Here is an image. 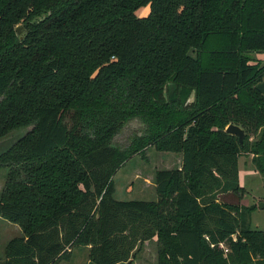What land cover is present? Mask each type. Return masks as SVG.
<instances>
[{
  "label": "trees",
  "instance_id": "1",
  "mask_svg": "<svg viewBox=\"0 0 264 264\" xmlns=\"http://www.w3.org/2000/svg\"><path fill=\"white\" fill-rule=\"evenodd\" d=\"M251 53L264 0H0V216L21 231L0 264H59L77 245L88 264H130L151 238L157 264H264L238 174L251 154L264 188ZM148 146L180 167L154 171V199L116 198L115 171Z\"/></svg>",
  "mask_w": 264,
  "mask_h": 264
},
{
  "label": "rangeland",
  "instance_id": "2",
  "mask_svg": "<svg viewBox=\"0 0 264 264\" xmlns=\"http://www.w3.org/2000/svg\"><path fill=\"white\" fill-rule=\"evenodd\" d=\"M149 6H141L135 10L138 17L147 15ZM256 58L257 53H251ZM137 128L136 122H129L125 128L114 137V143L126 144L129 135ZM251 154L240 156L239 183L245 188L243 204H256L249 213V222L252 227L264 229V207L258 206V201H264L263 177L251 161ZM179 154L169 150H157L153 146L145 148V155L134 153L115 171L113 175L115 183L114 196L118 199H154L156 198L154 171L158 168L174 167L179 160ZM254 167V169H253ZM5 168L0 167V188L5 178ZM227 199H234L231 193L226 194ZM20 227L0 216V251L5 243L14 235L19 234ZM71 260L62 259L59 264H85L88 248L77 245L74 248ZM130 264H157V241L155 238L146 240L140 250L133 256Z\"/></svg>",
  "mask_w": 264,
  "mask_h": 264
},
{
  "label": "water",
  "instance_id": "3",
  "mask_svg": "<svg viewBox=\"0 0 264 264\" xmlns=\"http://www.w3.org/2000/svg\"><path fill=\"white\" fill-rule=\"evenodd\" d=\"M15 30H16L17 34H20L21 25L20 24L17 25L15 27ZM20 37H22V36H20ZM257 89L264 95V81L257 85ZM193 98H194V91L192 90L190 92L188 98H187V102H191L193 100ZM225 130L230 132V133L237 134L239 141H242L243 135H244V130L240 125L233 123V122H230L226 125ZM258 206L264 207V201L263 200L258 201Z\"/></svg>",
  "mask_w": 264,
  "mask_h": 264
},
{
  "label": "crops",
  "instance_id": "4",
  "mask_svg": "<svg viewBox=\"0 0 264 264\" xmlns=\"http://www.w3.org/2000/svg\"><path fill=\"white\" fill-rule=\"evenodd\" d=\"M257 55H259L258 57H264V54L263 53H257ZM175 153H177V154H179V160H178V162L176 163V165L174 166V167H180V165H181V158H182V156H181V153H179V152H175ZM251 156V155H250ZM239 158H240V156H239ZM239 158H238V166H239V162H240V160H239ZM255 166V165H254ZM253 169H254V167H253ZM238 171H239V169H238ZM238 174H239V172H238ZM245 194V193H244ZM244 194H243V197H244ZM146 241V240H145ZM87 248V247H86ZM74 249H72V253H71V255H70V257L67 259V260H71L72 258H73V254H74ZM88 253H86V261H85V264H88V255H87Z\"/></svg>",
  "mask_w": 264,
  "mask_h": 264
}]
</instances>
